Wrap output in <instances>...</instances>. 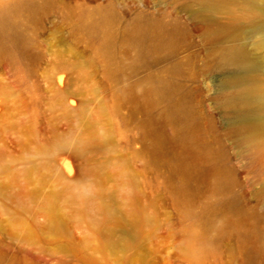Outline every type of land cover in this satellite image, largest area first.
<instances>
[{
	"label": "rangeland",
	"instance_id": "rangeland-1",
	"mask_svg": "<svg viewBox=\"0 0 264 264\" xmlns=\"http://www.w3.org/2000/svg\"><path fill=\"white\" fill-rule=\"evenodd\" d=\"M17 1L0 264H264V0Z\"/></svg>",
	"mask_w": 264,
	"mask_h": 264
},
{
	"label": "bare ground",
	"instance_id": "bare-ground-1",
	"mask_svg": "<svg viewBox=\"0 0 264 264\" xmlns=\"http://www.w3.org/2000/svg\"><path fill=\"white\" fill-rule=\"evenodd\" d=\"M25 7V3L17 0H0V40H13L20 35L19 16ZM241 58L242 56L236 55L238 61ZM251 121L247 124L255 125L256 120ZM129 213L133 217V212Z\"/></svg>",
	"mask_w": 264,
	"mask_h": 264
}]
</instances>
